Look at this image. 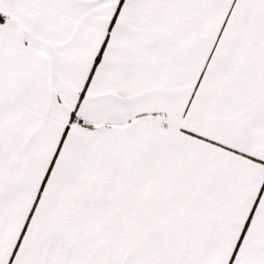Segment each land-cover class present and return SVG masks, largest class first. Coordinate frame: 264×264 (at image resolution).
<instances>
[{
    "label": "snow or ice",
    "instance_id": "1",
    "mask_svg": "<svg viewBox=\"0 0 264 264\" xmlns=\"http://www.w3.org/2000/svg\"><path fill=\"white\" fill-rule=\"evenodd\" d=\"M0 264H264V0H0Z\"/></svg>",
    "mask_w": 264,
    "mask_h": 264
}]
</instances>
